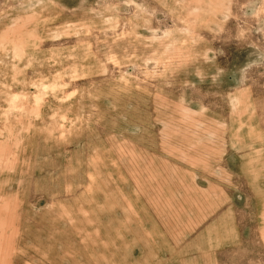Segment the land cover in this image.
I'll return each instance as SVG.
<instances>
[{
	"label": "rangeland",
	"instance_id": "rangeland-1",
	"mask_svg": "<svg viewBox=\"0 0 264 264\" xmlns=\"http://www.w3.org/2000/svg\"><path fill=\"white\" fill-rule=\"evenodd\" d=\"M0 264H264V0H0Z\"/></svg>",
	"mask_w": 264,
	"mask_h": 264
}]
</instances>
